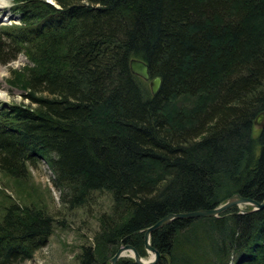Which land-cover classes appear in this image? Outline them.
<instances>
[{"label": "trees", "instance_id": "obj_1", "mask_svg": "<svg viewBox=\"0 0 264 264\" xmlns=\"http://www.w3.org/2000/svg\"><path fill=\"white\" fill-rule=\"evenodd\" d=\"M54 2L13 0L18 22L0 26V64L22 53L32 63L7 80L23 100L0 101V170L24 176L43 160L70 194L112 195L78 264H110L121 244L145 257L144 229L169 213L236 193L264 198V126L253 134L264 111V0ZM131 58L160 78L155 94ZM244 206L152 231L154 264H264V208ZM54 225L42 207L10 203L0 264L29 259Z\"/></svg>", "mask_w": 264, "mask_h": 264}, {"label": "rangeland", "instance_id": "obj_2", "mask_svg": "<svg viewBox=\"0 0 264 264\" xmlns=\"http://www.w3.org/2000/svg\"><path fill=\"white\" fill-rule=\"evenodd\" d=\"M12 6L13 0H8L0 8V18H4L0 26L18 22V14L12 11ZM25 65L32 63L24 53L8 64H0V90L3 93L0 101L19 103L23 100L22 94L26 91L7 80L13 78L11 69L20 71ZM146 83L149 86L148 81ZM24 102L27 103V100ZM188 103L194 105V101ZM172 105L169 106L172 112L181 107L176 102ZM255 126L254 124L253 134L257 135L261 128ZM53 179V172L43 160H39L35 167H29L24 176H11L0 170V216L10 203L16 202L42 207L55 221L47 244L35 251L29 259L18 264H78L77 256L81 247L91 244L94 233L99 229L100 216L111 211L113 197L108 191L79 190L80 194L74 195L54 185ZM238 207L243 209L245 206ZM146 254L145 259L151 256L147 251ZM124 257L129 256L126 253Z\"/></svg>", "mask_w": 264, "mask_h": 264}, {"label": "water", "instance_id": "obj_3", "mask_svg": "<svg viewBox=\"0 0 264 264\" xmlns=\"http://www.w3.org/2000/svg\"><path fill=\"white\" fill-rule=\"evenodd\" d=\"M46 1L54 3L52 0H46ZM1 18H0V23L4 19V18L2 19ZM129 69L133 74L139 76L143 80L149 81V87H150L152 94H155L158 91L161 80L159 77H153L152 79H150L148 65L143 60L139 58H131L129 60ZM254 124L259 127L264 126V111L257 115V117L254 120ZM234 205H237V206L249 205L251 206V210L249 211H256V210H260L264 208V198L261 201H256L251 198L242 197L236 193L228 197L223 203H221L217 207H214L211 209H198V210L188 211V212L169 213L165 215L164 217L160 218L154 224L144 229V248L148 253L151 254L149 258L145 259L144 257H142L137 252L135 247H133L132 245L121 244L116 250V252L114 253V255L109 259V263L117 264L118 259L126 256V253H127V255L130 258H132L137 264H154L159 257V252L154 247H152L150 244V235L152 231L176 219H191V218H197V217L218 216L220 213H222L223 211H225L226 209ZM242 211H247V210L243 209Z\"/></svg>", "mask_w": 264, "mask_h": 264}, {"label": "bare ground", "instance_id": "obj_4", "mask_svg": "<svg viewBox=\"0 0 264 264\" xmlns=\"http://www.w3.org/2000/svg\"><path fill=\"white\" fill-rule=\"evenodd\" d=\"M7 1L8 0H0V8H3L6 4H7ZM3 93L2 91L0 90V96H2ZM256 127V126H255Z\"/></svg>", "mask_w": 264, "mask_h": 264}]
</instances>
